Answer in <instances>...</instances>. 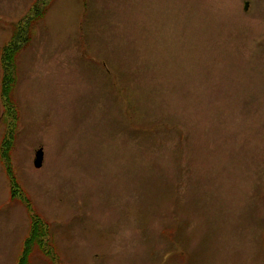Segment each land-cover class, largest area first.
Wrapping results in <instances>:
<instances>
[{
	"label": "rangeland",
	"instance_id": "rangeland-1",
	"mask_svg": "<svg viewBox=\"0 0 264 264\" xmlns=\"http://www.w3.org/2000/svg\"><path fill=\"white\" fill-rule=\"evenodd\" d=\"M6 136L0 264H264V0H0Z\"/></svg>",
	"mask_w": 264,
	"mask_h": 264
},
{
	"label": "trees",
	"instance_id": "trees-1",
	"mask_svg": "<svg viewBox=\"0 0 264 264\" xmlns=\"http://www.w3.org/2000/svg\"><path fill=\"white\" fill-rule=\"evenodd\" d=\"M41 16H42V14L40 12H38L37 15L36 16H33V17H32V15H28L23 20H21L19 22V25L22 24V23H24V24L26 23V26L28 27L29 26L28 25V22L31 21V18L34 19V18H39ZM10 47H18L17 39H14L9 45H7L3 49V53H2L3 60H2V62L4 64V68H7L6 67V60H5V56H6L5 49L10 48ZM9 141H10V138L8 136H6L5 139H4V141L2 142V144L0 146V150H1V153L0 154H1L2 162L4 163L5 171H6L7 175H8V177H9V180H10L11 199H14V196H15L14 188H15L16 180H15V177H14V175L12 173V170H11L10 157H9V154H8V147H7V145H9ZM27 206H28V208H30L29 205H27ZM32 219L33 220H32L31 233L27 237V239L25 240V242L23 243V249H22V253H21L20 258L18 259V264H26L28 255L31 252V249H32V246H33L34 242L35 241H38L41 238V232L40 231L42 229H40V226L42 225V222H41V220L39 218L38 219V223H40V225L37 224V220L35 219V215L33 213H32Z\"/></svg>",
	"mask_w": 264,
	"mask_h": 264
},
{
	"label": "water",
	"instance_id": "water-1",
	"mask_svg": "<svg viewBox=\"0 0 264 264\" xmlns=\"http://www.w3.org/2000/svg\"><path fill=\"white\" fill-rule=\"evenodd\" d=\"M249 3H246V9L248 7ZM44 149L43 147H40L35 152V158H34V165L37 168L42 167L43 161H44Z\"/></svg>",
	"mask_w": 264,
	"mask_h": 264
}]
</instances>
